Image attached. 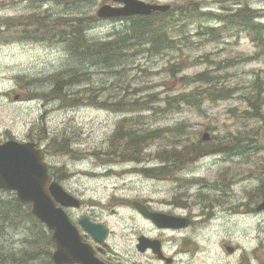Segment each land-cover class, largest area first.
<instances>
[{
    "label": "rangeland",
    "instance_id": "rangeland-1",
    "mask_svg": "<svg viewBox=\"0 0 264 264\" xmlns=\"http://www.w3.org/2000/svg\"><path fill=\"white\" fill-rule=\"evenodd\" d=\"M146 1L170 3L174 7L193 1L202 10L213 12L237 10L246 3V0ZM107 2L112 3L111 0H95L75 9L73 5L70 7L68 3L56 0L45 4L42 0H0V22L10 18L29 24L30 16L46 14L56 18L79 11L87 17H97L99 7ZM249 2L251 7L262 13L259 20L264 22V0ZM126 24L123 20L100 19L88 30V38L108 40ZM12 25L7 31L0 26V34H3V38L0 37V141L13 135L20 141H35L44 147L48 151L51 173L57 178L66 176L59 178L62 185L85 201L76 214H87L107 225L111 230L109 239L119 247L122 257L135 259L132 247L136 236L140 231H150L151 226L135 214L130 203L134 199H145L155 209L189 215L193 219V224L181 234L174 233L177 242L171 244L174 248L182 244L181 248L186 251L181 255L183 262L177 264H241L243 257H246V264H264V212L257 210L264 199V172L259 168L264 169V154L257 148L260 136L251 134L252 140L245 137L246 130L259 126L261 122L241 118L248 102L240 97L241 93L249 91V84L263 71L264 57L254 56L257 47L245 33L211 41L207 37L202 38L198 25H192L184 34H174L173 44L161 54L127 59L126 74L122 76L125 84L142 85L146 87L144 93H157L158 97H162L158 105H166V96L197 87L206 88L194 77L200 71L215 70L217 62L227 67L219 72V81L237 87L234 97L216 101L207 98L201 102V108L185 105L179 111L141 113L144 118L137 119V122L143 126L184 124L186 130L179 137L185 141L188 137L202 139L203 134L208 132L210 139L205 142L209 143V149H225L218 142L230 140L239 132L244 133L240 134L242 141L232 145L240 150L246 148L243 154L234 151L210 152L207 156L205 152L189 154L187 158L191 161L186 169L178 175L159 178L146 176L138 170L159 165L160 160L155 158L157 151L174 147L170 143L176 137L166 136L147 145L145 162H105L98 155L107 149L118 123L127 115L135 117L137 114L99 109L83 102V105L66 108L61 102L38 100L52 89V77L56 73L76 67L78 63L73 62L64 46L23 40L25 26L15 30ZM6 38H9L8 41ZM176 63L183 70H176L175 73L179 77L186 76L187 80L172 75L171 67ZM81 69L91 71V81L69 88L66 93L91 85L102 95L111 92L120 95L118 91L121 88L115 87L117 91L112 85L114 82L117 85L119 80L104 66L85 65ZM17 94L22 95L20 99H15ZM63 142H68L65 144L74 152L66 155L56 153ZM185 177L203 180L186 185ZM179 198L184 206L169 204L179 201ZM245 199L246 220L233 216L229 211L230 207ZM112 209H115L114 213ZM23 235L12 231L1 238L2 250H13L12 253L19 254L25 247ZM225 245H232L237 251L232 254ZM144 260L149 264V259Z\"/></svg>",
    "mask_w": 264,
    "mask_h": 264
},
{
    "label": "trees",
    "instance_id": "trees-1",
    "mask_svg": "<svg viewBox=\"0 0 264 264\" xmlns=\"http://www.w3.org/2000/svg\"><path fill=\"white\" fill-rule=\"evenodd\" d=\"M51 1L54 0H42L43 4ZM56 1L66 2L70 7L74 6L75 9H78L80 5L95 0ZM261 16L260 11L251 7L249 0H246V3L237 10L220 12L202 10L198 3L192 1L178 7L173 6L166 13L157 12L147 16L137 15L121 18L127 24L108 40L88 38L89 28L99 19L96 16L87 17L81 11L56 18H51L46 14L38 17L30 16L29 24L28 22L21 24L23 21L16 22L10 18L7 21L10 24V30L11 24L15 30H19L22 25L25 26L23 40L60 44L70 54L73 62L78 63V66L70 67L63 72L60 71L52 77V89L42 95L44 102H61L62 106L66 108H74L86 103L88 106L99 109L137 114L135 117L127 115L118 123V127L109 139L107 149L99 152L101 154L98 156L105 159V162L108 164L145 162L147 145L163 140L166 136L176 137L173 143L169 142L174 147L157 151L155 158L160 160L159 165L138 170L144 172L146 176L167 178L170 175H178L179 172L187 168V163L191 161L187 158L189 154H201L202 152L207 154L216 151H234L243 154L246 148L240 150L232 145L242 141L243 137L240 134L244 135V133L239 132L238 135L231 136L230 140L218 142L225 149H209L207 148L209 143L201 138L191 139L188 137L187 141L180 138V133L186 130V126L182 123L164 127L143 126L144 124L137 122V119L144 118L141 113L153 111L156 114L173 109L179 111L183 110L185 105L201 108V102L207 98L216 101L234 97L237 87L219 81L221 78L219 72L227 67L225 64L220 65V62H217L215 70L206 69L194 77L196 81L205 84L206 88L199 89L197 87L191 91L166 96L164 101L166 105H158L162 97H158L157 93H144L146 87L142 85L125 84V79L122 76L126 74L124 69L127 66V59L140 55L161 54L162 50L173 44L174 34H184L192 25H198L202 38L207 37L211 41H220L225 37H237L245 33L257 47L254 56L264 57V22L259 20ZM8 39L5 40L8 41ZM85 65L104 66L107 72L116 76L119 82L117 85L114 84L115 82L112 85L114 88H121L119 91L115 88L120 92V95L117 96L112 92L102 95L99 90L95 91L91 85L81 88L80 91L66 93L69 88L91 81V71L81 69ZM176 66L178 67L176 68ZM176 70H183L179 63L172 65V75L175 78L187 80L186 76L179 77L175 73ZM240 97L248 102V107L241 112V118L255 119L261 122L259 126L246 130L245 137L250 138L254 133L260 136V145L257 148L264 154V69L249 84V91L245 94L241 93ZM131 120H134L135 124H130ZM65 143L68 142L59 144L56 153L66 155L74 152L70 150L69 143L67 145ZM179 145L186 146L179 148ZM259 168L264 172V169ZM202 180L193 177L188 178L187 182L195 184ZM262 193H264V188ZM12 231L24 234L25 247L16 255L12 253L13 250L3 251L0 245V264H52L49 253L41 255L40 251V246L42 249L47 248L45 249L47 251L51 241L46 233L45 225L32 214L30 205L21 203L15 193L0 189V239ZM36 254L38 258H36Z\"/></svg>",
    "mask_w": 264,
    "mask_h": 264
},
{
    "label": "water",
    "instance_id": "water-1",
    "mask_svg": "<svg viewBox=\"0 0 264 264\" xmlns=\"http://www.w3.org/2000/svg\"><path fill=\"white\" fill-rule=\"evenodd\" d=\"M113 1L121 3L122 6L106 3L98 9L99 17L149 15L156 11L166 12L171 7L170 4L144 0ZM203 138L208 140L209 133H205ZM45 156L44 149L38 148L32 142L8 140L0 143V188L15 191L19 200L31 204L32 213L53 230L52 238L57 245L54 252L56 264H95L97 259L91 247L82 242L81 234L65 211V207H80L82 202L69 193L59 181L52 180ZM134 205L159 227L183 228L190 224L189 218L152 212L138 202H134ZM263 209L264 200L258 206V210ZM81 223L98 241L105 240L109 234L105 224L93 222L87 216L82 218ZM144 243L142 240L140 247ZM151 246L158 250L157 246ZM228 250L232 252L233 248L228 247Z\"/></svg>",
    "mask_w": 264,
    "mask_h": 264
},
{
    "label": "flooded vegetation",
    "instance_id": "flooded-vegetation-1",
    "mask_svg": "<svg viewBox=\"0 0 264 264\" xmlns=\"http://www.w3.org/2000/svg\"><path fill=\"white\" fill-rule=\"evenodd\" d=\"M21 94H17L15 98L20 99ZM12 138H16L12 136ZM3 142V141H0ZM134 202H138L142 204L143 206H146L148 210L150 211H159V212H166L168 214L173 215H179V216H185L190 219V225L193 224V219L189 215H183L174 213L171 211H163L159 209H155L152 205V203L145 199H134L131 201V205L133 207V211L135 214H137L141 219H143L145 222H148L151 226L150 231H140L137 236L136 240L134 242V246L132 247V253L135 259H127L123 258L121 251L119 250V247L115 244L114 241L109 239V236L111 234V230L109 229V236L107 239L103 241H98L94 239V237L88 233L81 225L80 221L82 219V216L87 214H76L77 210L76 208H69L68 212L70 215V218L74 222V224L78 227L79 232L82 235L83 242L89 245L93 251L94 257L97 259L95 264H146L145 258L149 259L150 262H153L154 264H177L178 262H183L182 254H186L185 250L181 248V245H178L176 248H174V245L171 243H176L177 239L175 237L176 234L179 232L181 234V231L185 230V228H168V227H159L157 226L152 220L147 218L145 215H143L140 211V209L134 205ZM169 204H172L174 206H184L182 203V199L179 198V201H171ZM85 205V201H84ZM221 206V205H220ZM105 207V206H104ZM108 209V207H106ZM228 210V208H226ZM232 209V210H231ZM113 213L115 212V209H112ZM229 211H232V215L236 217H241L242 219L246 220V199L239 203L238 205L230 207ZM89 216V215H87ZM89 218L94 222H100L95 217ZM50 245L49 249L46 251L45 249L40 246L41 255L42 253H49L52 264H55L53 260V253L56 250V244L52 240V232L50 231ZM41 238V235H40ZM146 238V239H145ZM175 238V239H174ZM142 240L145 242L141 247ZM157 246L158 250H155L154 247L151 245ZM227 246V245H225ZM232 246V245H231ZM234 247V246H233ZM237 251V249L234 247V250L232 254H234ZM242 259V258H241ZM149 262V264H150ZM66 264H83L81 262H73V263H66ZM185 264V262H184ZM241 264H246V257H243V260Z\"/></svg>",
    "mask_w": 264,
    "mask_h": 264
},
{
    "label": "bare ground",
    "instance_id": "bare-ground-1",
    "mask_svg": "<svg viewBox=\"0 0 264 264\" xmlns=\"http://www.w3.org/2000/svg\"><path fill=\"white\" fill-rule=\"evenodd\" d=\"M196 184V183H195Z\"/></svg>",
    "mask_w": 264,
    "mask_h": 264
}]
</instances>
